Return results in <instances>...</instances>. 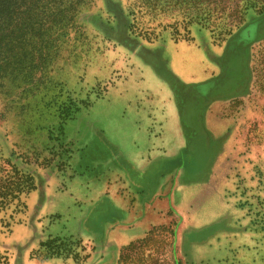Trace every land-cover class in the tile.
Instances as JSON below:
<instances>
[{
	"label": "rangeland",
	"instance_id": "374dc122",
	"mask_svg": "<svg viewBox=\"0 0 264 264\" xmlns=\"http://www.w3.org/2000/svg\"><path fill=\"white\" fill-rule=\"evenodd\" d=\"M263 14L264 0L78 6V28L61 38L38 82L7 79L0 88V179L34 185L0 202V264H118L133 230L124 210L150 208L182 188L193 199L172 193L151 222L174 234L155 238L159 263L264 264V38L248 46L243 92L246 72L234 85L220 82V92L236 96L205 106L209 148L198 116L207 94L182 86L222 73L233 63L232 34ZM166 122L167 137L179 141L168 160ZM136 126L156 141L139 173L121 154L133 141L148 148L133 136ZM131 175L146 187L138 202L123 183ZM49 238L56 241L41 247Z\"/></svg>",
	"mask_w": 264,
	"mask_h": 264
},
{
	"label": "trees",
	"instance_id": "16d2710c",
	"mask_svg": "<svg viewBox=\"0 0 264 264\" xmlns=\"http://www.w3.org/2000/svg\"><path fill=\"white\" fill-rule=\"evenodd\" d=\"M86 1L88 0H0V88L4 86L7 79L38 82L36 79L47 72V67L56 56L61 38L70 37L78 28L74 18L78 6ZM211 13L209 9L206 18ZM263 38L264 14L253 18L232 34L226 50L232 51L233 63H229L227 67L224 66L222 73L199 83L182 84L180 82L184 89L196 88L200 92L203 91L202 96L205 92L207 94L206 101L199 104L201 109L198 114L206 139V148L212 146V139L203 123L205 106L211 101L230 99L237 95L236 93L223 95L215 93L208 98L210 90L223 80L225 82L229 80L230 82L227 83L234 85L240 80L239 76L242 79V74L246 72L247 79L245 78V83L240 90L243 92L250 74L248 46ZM261 57L264 76V49ZM223 72H225L224 75ZM9 178L12 176L0 179V202L8 197H14L15 193L22 192L23 188H34L31 182L10 181ZM161 233L169 234L171 237L174 235L169 227L153 226L144 236L122 246L118 255V264H162L154 258L158 248L153 245L155 238L160 236L166 238ZM54 241H56L55 238H49L40 242V246H50Z\"/></svg>",
	"mask_w": 264,
	"mask_h": 264
},
{
	"label": "crops",
	"instance_id": "0c3cea01",
	"mask_svg": "<svg viewBox=\"0 0 264 264\" xmlns=\"http://www.w3.org/2000/svg\"><path fill=\"white\" fill-rule=\"evenodd\" d=\"M203 123H204L205 129L207 131H209L210 129L207 126H205V117H204ZM168 126H169V122H166L164 127L162 126L163 130L165 132H164V134L162 136L163 138L160 140V144L162 146H164V150L166 151L164 153L162 152L163 155H161V157L164 158L165 160L172 159V157L176 156V154H177L176 147H177V144H179L178 139L171 140V139H169L167 137V132L171 131V130H168ZM210 126H212V128H213V124H210ZM133 131H134L133 136L139 135V136H141L142 138H144L147 141V143L144 142L142 145H145L148 148H145V149L140 148L141 146L139 147L138 145H135V142L133 141V142H131L129 144L128 150H121V149L120 150H121V154H122L123 160L126 163H128V164H133V166L135 167L134 170H138V173H139L140 169H141V163L145 162V161L141 162V160L143 158V155L145 154L144 152L146 150L148 151V149L151 148L152 144H154L156 141H154V142L152 140L149 141V138H151V137H149L148 134H147V127H137L136 126V127L133 128ZM178 136H179V133H177V137ZM177 137L173 136L172 138H177ZM217 152H216V154L218 155L219 153H217ZM213 160H212V162H213ZM206 179L207 180H205V182H203L204 183L203 185L210 184L209 183V179L208 178H206ZM166 181L168 183H170V181H172V179H168L167 178ZM174 182H176V183H174ZM177 182H178L177 180H173L171 182V184H174V185L176 184L177 185ZM123 183H125V186L128 189H130L132 192H134V196L136 197V201L137 202L139 200H142V197L144 196L143 194L145 193L146 187H145L144 183L141 182V180H136L135 178H132V175H131L130 177L129 176H125ZM182 187H184V185ZM181 190H182L181 191L182 192L181 195H179L178 191L175 190V189L174 190L172 189V191H173L172 193L173 194L176 193L177 196H182L181 199H183L184 202H185V200L186 201L188 200V198H185V197H188L190 194H187V192H186L187 190L184 191L183 188ZM172 193L170 194V197H168V200H167V197H166V199H161V200H159L160 198L157 197V200H156L157 202L155 203V201H154V203H151L150 206H149L150 208H147L146 206L141 207L139 205V206H137V208L130 207L129 209L124 210L127 213L126 214L127 215L126 218L128 216L129 217L127 219L128 222H125V221H123V222H125L128 225V227H130V228L133 227V230L136 231V232H133V230H130L128 232L126 238L122 237V241L121 242L126 243V242H129L131 240H134V239L142 237L147 232V230L151 226L154 225V224H151V222L157 216L156 213H157L158 207H160V206L163 207V201H165L168 204H171L173 202L172 201V199H173ZM177 198H179V197H177ZM109 200H110V205H112V208H114V207L118 208L117 206L120 203H118V201L115 198L113 200H111L110 197H109ZM154 207H156V209H154ZM132 216H134V219L132 218ZM144 222L146 223L144 229L143 230H138V228H139L138 225L142 224ZM86 242H89V239H87Z\"/></svg>",
	"mask_w": 264,
	"mask_h": 264
},
{
	"label": "flooded vegetation",
	"instance_id": "af4514ba",
	"mask_svg": "<svg viewBox=\"0 0 264 264\" xmlns=\"http://www.w3.org/2000/svg\"><path fill=\"white\" fill-rule=\"evenodd\" d=\"M223 83H225V82H223ZM228 85V84H227ZM224 85H222V83H219V84H216V85H214V88L212 89V90H210V92H209V94H208V98L210 97V96H212L213 94H215V93H217V94H224V93H222V92H220L224 87H223ZM228 87V86H227ZM224 92V91H223ZM210 95V96H209ZM206 98H207V96H206Z\"/></svg>",
	"mask_w": 264,
	"mask_h": 264
},
{
	"label": "bare ground",
	"instance_id": "6f19581e",
	"mask_svg": "<svg viewBox=\"0 0 264 264\" xmlns=\"http://www.w3.org/2000/svg\"><path fill=\"white\" fill-rule=\"evenodd\" d=\"M216 121H217V120H216ZM217 122H218V121H217ZM218 123H219V122H218ZM218 123H216L217 126H219ZM216 124H215V125H216ZM187 194H188V192H187ZM191 195H192V194H191ZM191 195H190V196H191ZM190 196H189V199L191 198ZM184 197H185V196H184ZM185 198H187V197H185ZM195 198H196V196H195ZM189 199H188V200H189ZM191 199H193V197H192ZM190 201H191V200H190ZM185 202H187V201H185ZM186 206L188 207V204H187Z\"/></svg>",
	"mask_w": 264,
	"mask_h": 264
}]
</instances>
